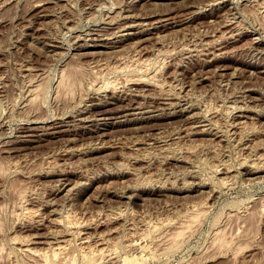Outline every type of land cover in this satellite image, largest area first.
Listing matches in <instances>:
<instances>
[{"label": "rangeland", "instance_id": "374dc122", "mask_svg": "<svg viewBox=\"0 0 264 264\" xmlns=\"http://www.w3.org/2000/svg\"><path fill=\"white\" fill-rule=\"evenodd\" d=\"M0 1V264H264V0Z\"/></svg>", "mask_w": 264, "mask_h": 264}, {"label": "bare ground", "instance_id": "6f19581e", "mask_svg": "<svg viewBox=\"0 0 264 264\" xmlns=\"http://www.w3.org/2000/svg\"><path fill=\"white\" fill-rule=\"evenodd\" d=\"M5 1V0H4ZM0 3H1V5H2V3H4L3 1H0ZM7 3H8V1H7ZM7 6V5H6ZM1 8V7H0ZM3 8V7H2ZM120 41V40H119ZM71 76V75H70ZM62 77V76H61ZM73 77V76H72ZM137 82V81H136ZM69 85V84H68ZM42 87V86H41ZM64 90V89H63ZM34 98V97H33ZM133 107V106H132ZM129 108L130 110H134L133 108ZM137 109H140L139 107H137ZM137 109H135V110H137ZM190 109V108H189ZM190 111V110H189ZM147 113V112H146ZM141 114V113H140ZM134 115V114H133ZM192 115V114H191ZM135 116H137V115H135ZM190 116V115H189ZM142 118V117H141ZM241 123V122H240ZM242 130V129H241ZM58 184V183H57ZM34 214V213H33ZM29 215L30 216H32L30 213H29ZM28 215V216H29ZM33 217V216H32ZM31 217V218H32ZM30 219V218H29ZM33 219V218H32ZM54 219V218H53ZM65 219H66V217H65ZM33 221V220H32ZM53 221H55V222H53V223H55L56 225H59L60 227L62 226V225H64V221H63V219H61L60 218V221H59V219L58 220H53ZM57 221V222H56ZM66 221H68L67 219H66ZM68 222H70V221H68ZM42 225V224H41ZM55 225V227H57ZM58 226V227H59ZM57 227V228H58ZM66 234L67 235H73V236H75V235H77V237L79 236L80 238H81V240H82V244H81V246H83V249H84V247H90V244H89V241L87 240V239H89V238H84V237H82V234L79 232V230L78 229H76V228H74V227H70L69 225H68V223L66 224ZM59 232H62L61 230L59 231ZM82 232V231H81ZM54 234V233H53ZM53 234L51 235V236H53ZM65 234V233H64ZM50 235V234H49ZM56 236H57V234H56ZM55 240H57V237H53ZM64 238V237H63ZM73 238V237H72ZM62 239V238H61ZM15 240V239H14ZM63 240V239H62ZM61 240V241H62ZM51 241V240H50ZM59 241V240H58ZM64 241V240H63ZM101 241V240H100ZM99 241V247H97V248H95V249H88V250H90L89 251V253H86V255L84 256L83 255V257L88 261V260H90L91 261V259L93 258V257H95L96 256V253L98 252V251H100L101 249H100V247L103 245V243L105 242H100ZM224 241V240H223ZM17 242H18V240H17ZM16 242V243H17ZM48 242V241H47ZM57 242V241H56ZM66 242V241H65ZM226 243V242H225ZM22 244V243H21ZM62 244H65L64 242L62 243ZM68 244H69V241L67 242V244H65V246L63 245H61V244H59V242L57 243V246H56V249L55 248H52V246H51V248H48L49 249V251H39V250H35V249H31V248H29L27 245H22L21 246V248H23L21 251H19V252H24V255L25 254H29L30 256H32V258H37V259H39V260H43L44 262L43 263H47L48 264V262H50V261H52L51 260V257L52 258H56L57 257V255H58V253L59 252H61V251H64L65 250V248L68 246ZM106 244V243H105ZM49 246V247H50ZM70 246V245H69ZM54 247V246H53ZM93 247V246H92ZM103 248V247H102ZM87 249V248H86ZM88 250H87V252H88ZM98 250V251H97ZM103 250V249H102ZM18 251V250H17ZM103 254V253H102ZM95 255V256H94ZM97 258V257H96ZM29 259V258H28ZM93 260V259H92ZM95 260V259H94ZM53 261H55V260H53ZM53 263V262H52ZM42 264V263H41ZM86 264V263H85Z\"/></svg>", "mask_w": 264, "mask_h": 264}]
</instances>
